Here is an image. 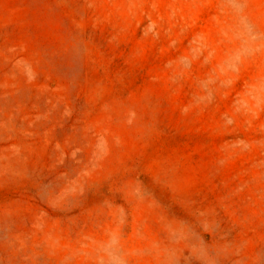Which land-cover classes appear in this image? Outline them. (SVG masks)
<instances>
[{"label": "rangeland", "instance_id": "obj_1", "mask_svg": "<svg viewBox=\"0 0 264 264\" xmlns=\"http://www.w3.org/2000/svg\"><path fill=\"white\" fill-rule=\"evenodd\" d=\"M0 264H264V0H0Z\"/></svg>", "mask_w": 264, "mask_h": 264}]
</instances>
